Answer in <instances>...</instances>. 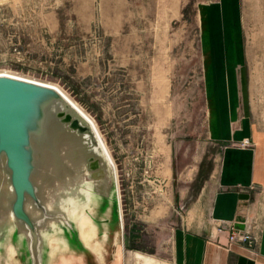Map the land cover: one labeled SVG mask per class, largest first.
<instances>
[{
    "label": "rangeland",
    "instance_id": "obj_1",
    "mask_svg": "<svg viewBox=\"0 0 264 264\" xmlns=\"http://www.w3.org/2000/svg\"><path fill=\"white\" fill-rule=\"evenodd\" d=\"M225 70L262 114L264 0H0V72L59 88L116 169L122 230L92 222L99 252L57 239L47 264H171L177 193L212 192L208 81Z\"/></svg>",
    "mask_w": 264,
    "mask_h": 264
},
{
    "label": "water",
    "instance_id": "obj_2",
    "mask_svg": "<svg viewBox=\"0 0 264 264\" xmlns=\"http://www.w3.org/2000/svg\"><path fill=\"white\" fill-rule=\"evenodd\" d=\"M82 221L93 227L89 244ZM92 222L122 230L115 169L93 123L57 87L0 73V257L47 264L64 239L87 258L99 244Z\"/></svg>",
    "mask_w": 264,
    "mask_h": 264
},
{
    "label": "crops",
    "instance_id": "obj_3",
    "mask_svg": "<svg viewBox=\"0 0 264 264\" xmlns=\"http://www.w3.org/2000/svg\"><path fill=\"white\" fill-rule=\"evenodd\" d=\"M225 73H213L207 86L210 143L220 147L212 192L207 196L205 185H197L189 195L177 193L184 215L176 210L171 264H264V110L257 111L248 93L240 95L239 83ZM193 170L197 178L200 165L186 178ZM221 222L243 224L255 245L229 243V232L217 229Z\"/></svg>",
    "mask_w": 264,
    "mask_h": 264
},
{
    "label": "built area",
    "instance_id": "obj_4",
    "mask_svg": "<svg viewBox=\"0 0 264 264\" xmlns=\"http://www.w3.org/2000/svg\"><path fill=\"white\" fill-rule=\"evenodd\" d=\"M243 145L250 144L248 141L242 142ZM218 231H228L229 243L238 242L244 243L248 246L255 245L256 237L252 234L251 230L247 228L238 229L234 227V223L221 222L218 227Z\"/></svg>",
    "mask_w": 264,
    "mask_h": 264
},
{
    "label": "bare ground",
    "instance_id": "obj_5",
    "mask_svg": "<svg viewBox=\"0 0 264 264\" xmlns=\"http://www.w3.org/2000/svg\"><path fill=\"white\" fill-rule=\"evenodd\" d=\"M0 73H5V74H10V73H8V72H5V71H3V72H0ZM10 75H13V74H10ZM14 76H17V75H14ZM18 77H20V76H18ZM24 78V77H23ZM27 79V78H26ZM30 80H32V79H30ZM33 81H35V80H33ZM38 82H40V81H38ZM43 83V82H42ZM47 84V83H46ZM50 85V84H49ZM56 87V86H55ZM59 89V88H58ZM60 90V89H59ZM61 91V90H60ZM62 92V91H61ZM63 93V92H62ZM64 94V93H63ZM65 95V94H64ZM81 110V109H80ZM82 111V110H81ZM83 112V111H82ZM84 113V112H83ZM85 114V113H84ZM86 115V114H85ZM87 116V115H86ZM88 117V116H87ZM89 118V117H88ZM90 119V118H89ZM91 120V119H90ZM92 122V121H91ZM93 123V122H92ZM93 125H94V123H93ZM94 127H95V129H96V131H97V133H98V130H97V128H96V126L94 125ZM98 135H99V137H100V139H101V141H102V143H103V145H104V147H105V149H106V152H107V154H108V156H109V158L111 159V161H112V158L110 157V154L108 153V150H107V148H106V146H105V144H104V141L102 140V138H101V136H100V134L98 133ZM112 164H113V161H112ZM113 166H114V164H113ZM114 169H115V166H114ZM115 174H116V169H115ZM116 179H117V176H116ZM117 181V180H116ZM117 187H118V183H117ZM118 196H119V194H118ZM119 202H120V200H119ZM81 226H82V235H83V237L85 238V240H86V242L89 244L90 243V240H91V238L93 237V227H92V225L90 224V222L89 221H85V222H83L82 221V223H81ZM93 249L94 250H96V251H98L99 250V244H95L94 246H93Z\"/></svg>",
    "mask_w": 264,
    "mask_h": 264
}]
</instances>
